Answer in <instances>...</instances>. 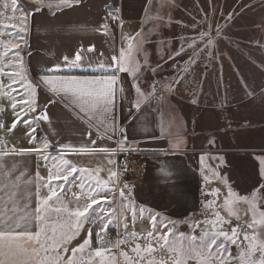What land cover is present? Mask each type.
<instances>
[{
  "label": "crops",
  "instance_id": "0c3cea01",
  "mask_svg": "<svg viewBox=\"0 0 264 264\" xmlns=\"http://www.w3.org/2000/svg\"><path fill=\"white\" fill-rule=\"evenodd\" d=\"M3 1L8 4L7 0H0V42L2 40L8 48L11 33H25L21 50L28 75L36 89L37 110L32 112L26 109L25 116V112L17 107L15 113H19L28 123H19L11 132L8 129L16 118L12 106L6 105L0 110L5 121L0 148V231H25L35 236L44 227L50 236L52 227H56L58 233L63 231L70 237L59 248L62 264H66L72 255L71 250L85 239L90 241L95 238L92 244L96 246L98 237L108 231L115 237L98 246L107 248L105 264H160L167 261L165 257L172 252L169 244L166 247V241L174 237L179 240L187 235H197L199 239L203 234L213 235L212 230L203 226L207 220L203 219L201 210V171L207 178L210 176L206 174L200 150L208 139H201L193 119H190L192 126L189 124L187 130L181 131L174 127L163 131L157 122L159 110L165 113L178 111L176 114L180 121L178 115H185L188 104L172 81L170 58L162 62V67L155 65L150 68L140 66L134 60L130 64L120 59L123 57L124 39L130 45L135 34L142 32L151 22L157 9L160 10L157 15H163L159 6L161 0H79V3L73 2L71 7L61 5L59 0H41V3H37V0H20L22 3H16L15 10L5 8ZM8 1L11 5V0ZM177 1L178 45L187 47L186 31L201 32L203 29L199 30L179 18L186 13L182 6L185 0ZM194 1L200 4L198 0ZM207 1L211 6L208 22L211 29L223 15L229 17L233 14L230 3L233 0ZM225 1L227 4L223 5ZM198 10L201 11L200 7ZM3 15L5 18H2ZM227 28L225 26L224 30L228 31ZM3 29L6 33L2 38ZM147 31L149 28L144 33ZM211 36V46L217 47V33ZM199 43L196 36L188 46L198 47ZM90 46H94L92 51L88 50ZM77 53L81 60L79 66H74L72 61ZM114 56L118 58L117 61L113 60ZM120 65L133 70L119 71ZM136 68L139 71H135ZM134 73L138 74L136 79ZM110 76L116 77L111 94L100 99L90 111L81 110L71 92H53L51 86L44 83L45 79L59 81L76 77L80 80H102ZM155 79L163 81L160 96H156L152 88ZM94 87L99 89L104 86ZM166 91L168 99L163 97ZM185 92L188 93L187 90ZM198 93H202L199 87L188 93L189 104ZM45 115L47 119H42ZM120 134L138 145L139 150L136 155L137 170L122 180L116 193V177L110 179V173H117L115 145ZM259 148L263 151L257 153L258 185L264 196V147ZM29 149L40 151H27ZM62 160H67L78 169L66 182L67 186L62 180L49 181L50 174L56 170L54 165L62 163ZM49 183L52 188L56 185V197L63 194L66 200L74 192L85 198L75 204L77 210H83L90 203L84 193L91 188L107 193L109 200L94 205L86 213L89 219L79 218L82 224L77 232L75 224L78 218L73 215L77 210L70 208V203L61 200L55 206V209H61L57 213L51 206L57 201L49 200L47 210H44L41 202L51 195L47 186ZM56 183L65 186L57 187ZM81 184L84 185L83 189ZM121 189L124 196L120 195ZM257 189L252 187L248 191L252 193ZM38 207L41 208L40 213L36 212ZM67 207L70 209L68 212ZM37 215L43 217V224L36 220ZM94 216H102L103 225L99 220L94 223L91 219ZM170 225L177 231L171 233ZM105 226L106 229L102 231ZM253 227V232L248 236L251 238L255 235L258 244L264 243L261 228ZM237 229L238 226L232 222L222 228L219 238L226 241L238 238V254H241L242 249L248 251L252 242L245 240L244 235L241 240ZM224 230L227 236L222 235ZM149 233L152 235L149 236ZM162 236L165 238L161 239ZM41 243L47 247L51 241H46L44 234L40 237V243L36 239L23 241L29 255L20 259L26 264H40L42 260L48 264V257L55 253L46 254L40 247ZM137 245L140 246L139 254L133 251ZM179 246H174L175 251L179 252ZM98 247L89 245L83 253H77V264H80L81 257L87 261L84 255L89 256ZM149 247L153 249L152 252L146 251ZM33 248L38 250V255L32 254ZM4 251L8 252V249ZM183 255H176L175 261L179 259L184 264ZM249 258L245 256L243 264H247ZM0 260H4L5 264H19L11 255H0ZM93 264H100V258H94Z\"/></svg>",
  "mask_w": 264,
  "mask_h": 264
},
{
  "label": "rangeland",
  "instance_id": "374dc122",
  "mask_svg": "<svg viewBox=\"0 0 264 264\" xmlns=\"http://www.w3.org/2000/svg\"><path fill=\"white\" fill-rule=\"evenodd\" d=\"M7 2L8 7H12L8 0ZM177 2L161 0L159 6L163 15L158 16L160 10L157 9L154 18L142 32L135 34L130 45H127L124 39L125 45L122 49L126 63L131 64V60H134L146 68L155 65L162 67V62L170 58L173 67L172 81L188 104L185 115H178L180 121L177 119L178 111L166 112L167 115L159 110L158 125L163 131H169L173 127L180 131L187 130L189 124L192 126L190 119H193L201 139H208L200 150L206 174L210 176L207 178L204 171H201V210L203 219L208 221H204L203 226L212 230L213 235L203 234L200 239L197 235H187L179 240L174 237L166 241V247L169 244L168 248L172 252L165 257L168 262L164 263H174L178 255L174 246L178 244L179 252L185 253L180 255L184 257V264H221L222 261L223 264H243L245 256H249L244 249L238 254L239 239L221 240L219 232L233 222L238 226L242 240L243 235L253 232L249 226L253 220V206L258 212L264 211V196L258 185L260 179L257 165V153L263 151L259 150V147H264V0H233L230 2L233 14L229 17L223 15L216 21L214 29H211L208 23L211 9L209 1L198 0V5L194 0L183 1L182 6L186 13L179 18L185 19L199 30L203 29L201 32L186 31L187 47L178 45ZM4 3L6 1H3V5ZM16 3L22 1L16 0ZM224 4H227V1ZM2 18H5L4 15ZM225 26H228V31L224 30ZM148 28L149 31L144 33ZM5 33L6 30L3 29L2 38ZM216 33L218 46L206 47L207 39H212L211 35ZM24 36V32L11 33V45L8 48L2 40L0 42V110L13 103V100L5 95L11 91L8 85L11 84L12 88L24 92L25 98L27 84L33 85L21 50L22 42L23 46L25 43ZM196 36L200 40L199 46H188ZM5 53L7 55H4ZM177 61H183V66L179 69L175 67ZM9 73L16 75L17 79L23 77L25 87L20 88L19 85L13 84L7 75ZM133 77L136 79L138 74L134 73ZM158 83L163 84V81L155 79L152 82L153 85ZM196 83L202 93L196 94L189 104L191 100L188 93ZM12 96L16 100L21 99L17 92H12ZM163 97L168 99L167 91ZM71 187L72 184L69 189ZM252 187L258 188L257 191L250 193L248 190ZM53 188H56V185ZM92 190L91 188L88 192ZM242 198H247V202ZM64 199L63 194L52 197L50 201H57L52 203V208L55 209ZM82 200L85 198L73 192L64 202L70 203V208L77 210L74 208L75 204ZM69 210L67 207V212ZM255 226H259L260 234H264V225ZM174 228L170 225L171 233L177 231ZM222 233L224 235L227 231ZM212 240H215V244L211 249L201 252L202 245ZM255 243L258 244L259 241L256 239ZM98 246L99 244L94 246L90 239V247ZM255 255L258 257L260 254L257 252Z\"/></svg>",
  "mask_w": 264,
  "mask_h": 264
},
{
  "label": "snow or ice",
  "instance_id": "6c2138e0",
  "mask_svg": "<svg viewBox=\"0 0 264 264\" xmlns=\"http://www.w3.org/2000/svg\"><path fill=\"white\" fill-rule=\"evenodd\" d=\"M79 3V0H59V3L61 5H66L68 7L72 6V3ZM37 3H41V0H37ZM11 5L13 10L16 8V0H11ZM5 8L8 7L7 3H4L3 5ZM51 6V5H49ZM39 10V9H37ZM2 15V14H0ZM14 18V17H12ZM115 19V17H113ZM213 43V40L211 37L207 39V45L211 46ZM7 47V45H5ZM14 47H18V45H14ZM94 46L89 47V51H92ZM4 55H7L5 53ZM123 57L121 56L120 59ZM67 59V58H65ZM81 60V56L79 53L76 54L75 60L72 61L74 66H79L78 62ZM114 61H117V57H113ZM103 67V65H101ZM119 71L122 72H128L132 71L133 69L124 67L123 65L119 66ZM135 71H139L138 68L135 69ZM10 79H12L13 84L19 85L20 88H24L23 84V77L17 79L16 75H13L11 73L7 74ZM18 75V74H17ZM116 80L115 76H110L102 80H80L76 77L72 78H62L59 81H53L50 79H45L44 83L48 84L51 86V90L53 92H71L73 94V97L75 98V102L78 103L81 107V110H88L90 111L91 109L96 107V104L99 102L100 99L108 97L111 94V89L112 86L114 85ZM95 85H103L104 87L102 88H96L94 87ZM11 91L5 93L9 98L13 100L12 103V109L15 113V109L19 107L21 111L25 112V116L27 115V112L25 111L30 110L32 112H35L36 109V89L35 87L31 84L28 83L26 87V93H27V98H25V93L20 92L17 88H12V85L7 86ZM137 91L139 92L140 89L137 87ZM12 92H17V94L21 97L20 100H16L15 97L12 96ZM16 118L14 119L11 127L8 129L9 132L13 131L14 129L17 128L19 123H28L24 119V117H21L19 113H15ZM42 119H47V116L41 117ZM0 127H3V124L0 123ZM32 131H35V129H32ZM47 144L44 145L45 148H47ZM27 151H36L39 152L40 149H29ZM80 151H86V149H80ZM54 168L56 169L55 172L50 174L49 181L51 180H57V181H64L68 182L69 178L75 174L78 169L75 166H72L69 164L67 160H62V163L54 165ZM117 177L116 172H111L110 173V179ZM50 188L51 195L48 196L45 200L41 202L44 210H47L48 206V201L52 199V197L57 196V192L55 188H52L51 183L47 185ZM57 187H62L61 185H57ZM81 189L84 188V185H80ZM100 187V182H97V189ZM127 187V185H125ZM84 195L90 200V203L87 204V206L83 210H77L73 213L75 217H77V222L75 224V230L78 232L80 230L82 221L79 218H84V220L89 219L88 216H86V213L90 209L93 208L94 205H99L102 201H108L109 196L107 193H102L99 190H92L87 193H84ZM120 195L124 196V191L121 189ZM97 197H100V199H97ZM245 199L247 202V198H242ZM55 211L59 213L61 211L60 208H56ZM37 213L41 212V208L38 207L36 209ZM252 213H253V220L252 223L249 225L250 227H253L257 224L259 225H264V211H259L253 206L252 208ZM258 216V218H257ZM36 220L40 221L43 224V217L40 215H37ZM92 221L95 223L97 220L100 221V223L103 225L104 219L102 216H94L91 218ZM17 227H19V224H17ZM106 229L105 227H102V231ZM52 235H47L46 234V229L44 227H41L40 231L35 233V236H33L29 232L21 231V232H11V231H0V255H11L13 257L14 261H19V264H26V261L21 260L20 258L22 257H27L29 255V250L28 248L24 247L23 241H31L33 239H36L38 243H40V237L42 234L45 235L46 241H51V244L45 247L43 243H41L40 247L45 251V253L49 252H54V256H49L48 257V264H62V256L60 254L59 248L62 244L67 243V240L70 239V237L67 236V234L63 231L57 232L56 227H52L51 229ZM233 236L236 235L235 229H233ZM73 235H75V232H73ZM134 235V234H133ZM152 233H149V236H151ZM225 236H227L226 233H224ZM165 237H161V239H164ZM245 240H251L252 241V246L248 249L247 255L250 257L247 260V264H264V243L256 244V236L253 235L251 238L245 234L244 236ZM215 244V240L210 241V243L202 245L201 252L204 250H210L212 245ZM90 245V241L88 239H85L82 244H80L78 247L73 248L71 250L72 255L69 257L66 261V264H77L76 262V254L77 253H83L85 248ZM7 248L8 252H5L4 249ZM14 249V251H13ZM107 248L106 247H98L94 250L93 253L89 254V258L87 261L83 260V257H81L80 264H93L94 258H100V264H105L104 261V256ZM137 254L140 252V246L137 245L135 249H133ZM148 252H152L153 249L149 247L146 249ZM175 251V250H174ZM64 252H67V248L64 249ZM259 252V256L256 257V253ZM32 254L38 255V250L36 248L32 249ZM178 255L185 254L183 251L178 252ZM126 255V254H125ZM0 264H5L4 260H0ZM40 264H45V261H41ZM150 264H155V262H150ZM160 264H164L163 261L160 262ZM175 264H182V262L177 259L175 261ZM223 264V261L221 262Z\"/></svg>",
  "mask_w": 264,
  "mask_h": 264
},
{
  "label": "built area",
  "instance_id": "2783aa9c",
  "mask_svg": "<svg viewBox=\"0 0 264 264\" xmlns=\"http://www.w3.org/2000/svg\"><path fill=\"white\" fill-rule=\"evenodd\" d=\"M183 66V61H177L175 64L176 69H179ZM163 88V84H155L153 85V90L156 96L161 95V90ZM0 123L3 124V127H0V148L2 147L3 134L5 131V121L3 114L0 113ZM139 150L138 145L126 139L125 135L120 134L117 138L115 145V152L117 154V177H116V193L118 192V188L122 184V180L127 176L132 175L137 170V162L136 155ZM115 235L112 232L108 231L105 234H102L98 237V244H103L107 240L114 238Z\"/></svg>",
  "mask_w": 264,
  "mask_h": 264
},
{
  "label": "flooded vegetation",
  "instance_id": "af4514ba",
  "mask_svg": "<svg viewBox=\"0 0 264 264\" xmlns=\"http://www.w3.org/2000/svg\"><path fill=\"white\" fill-rule=\"evenodd\" d=\"M198 83L195 84V87L192 89V91H195L198 88Z\"/></svg>",
  "mask_w": 264,
  "mask_h": 264
},
{
  "label": "trees",
  "instance_id": "16d2710c",
  "mask_svg": "<svg viewBox=\"0 0 264 264\" xmlns=\"http://www.w3.org/2000/svg\"><path fill=\"white\" fill-rule=\"evenodd\" d=\"M92 241H93V243H95V238H93V240H92Z\"/></svg>",
  "mask_w": 264,
  "mask_h": 264
}]
</instances>
